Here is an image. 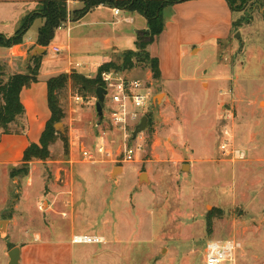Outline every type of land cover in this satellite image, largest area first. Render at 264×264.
I'll return each mask as SVG.
<instances>
[{"label": "rangeland", "instance_id": "1", "mask_svg": "<svg viewBox=\"0 0 264 264\" xmlns=\"http://www.w3.org/2000/svg\"><path fill=\"white\" fill-rule=\"evenodd\" d=\"M51 45L39 48L57 57L48 51ZM184 64L211 86L185 82L165 92L143 65L128 73L152 91L143 116L148 124L136 139L132 133L140 123L127 138L110 123V94L106 120L100 122L93 93L71 83L61 92L65 119L55 125H61L60 138L50 147V159L31 165L34 185L26 205L35 208L32 222L25 210H15L30 173L13 178L10 169L0 171V220L13 219L6 238L0 236V264L8 263L6 249L25 240L23 230L44 220L50 224L42 202L36 205L45 200L42 195L59 184L83 181L81 168L92 172L105 166L119 170L103 189L106 196L89 203L105 219L90 222L105 243L78 245L76 264H204L207 243L218 240L241 244L237 264H264V17L253 13L228 41L188 55ZM76 94L85 102L75 103ZM101 142L113 156L83 157V150ZM126 145L138 149L130 163L120 154ZM223 145L245 158L225 155ZM100 174L94 181L100 182Z\"/></svg>", "mask_w": 264, "mask_h": 264}, {"label": "crops", "instance_id": "2", "mask_svg": "<svg viewBox=\"0 0 264 264\" xmlns=\"http://www.w3.org/2000/svg\"><path fill=\"white\" fill-rule=\"evenodd\" d=\"M44 1L48 0H0V35L13 37L27 18L38 11ZM53 1H65L70 16L74 11L81 10L86 0ZM116 9L119 10L118 14L115 13ZM257 13L263 16L262 11ZM242 15L243 13L234 14L226 0H187L167 10L163 32L148 46L150 56L159 62L160 78L155 80L157 86L165 92H172L173 87L184 86L185 82H190L191 86L200 84L203 88L205 84L211 86V83L196 78L194 71L187 68L184 60L188 55H198L204 47L220 45L228 41L236 32L233 29V22ZM44 24L45 18H35L21 45L0 48V62L8 66L10 75L27 72L29 57L39 48L37 38ZM147 30H149L147 20L140 14L106 5L94 8L75 23H72L69 17L58 29L52 42L53 45L64 47L65 51L57 57L45 53L41 60L38 82L21 92V101L26 109L23 120L26 127L24 133L6 135L0 131V171L10 169L11 175L13 169L22 165L25 150L31 144H39L41 135L51 118L48 105L50 79L71 72L89 79L96 78L103 65L117 61L127 51H136L138 39L150 34H143ZM76 64L80 66L77 68ZM138 69L141 71L140 67ZM134 70L135 68L126 71L127 73H120L129 78L128 73ZM147 74L148 78H153L150 70ZM99 144L94 145L91 150ZM98 156L96 153L95 158ZM31 165L32 163H30L27 185L15 208L17 212L25 210L29 220L31 213L35 211V208H28L26 205L31 193L30 188L34 185L35 169L31 168ZM84 169H87V172ZM115 169L108 170L105 166L91 172L88 168H81L80 174L83 178L86 177L83 181L59 184L58 188H53V193L42 195L45 196V200L39 201L36 205L38 207L42 202L40 210H43L45 215H50L51 222L47 224L44 220V225L22 231L25 240L14 246L20 248L19 264H76L79 260L78 245H75L72 239L78 234L101 236L95 234L97 231L92 230L95 228H92L90 222H103L105 219L100 218L97 208H91L89 203H96L95 198L106 196L103 189L109 188L112 181L111 174ZM121 170L124 172V168ZM97 173H102L97 177L100 182L94 181ZM99 190L102 191L101 194ZM83 201L87 204H83ZM78 202H81V208L77 207ZM6 220L9 221L8 233L13 219ZM14 247L5 248L7 264H9V252Z\"/></svg>", "mask_w": 264, "mask_h": 264}, {"label": "trees", "instance_id": "3", "mask_svg": "<svg viewBox=\"0 0 264 264\" xmlns=\"http://www.w3.org/2000/svg\"><path fill=\"white\" fill-rule=\"evenodd\" d=\"M187 0H86L81 10L74 11L70 16L65 1L48 0L40 4L38 11L27 18L23 26L13 37L0 35V48H12L21 45L24 36L30 29L32 22L37 17L45 18V24L39 30L37 45L48 47L55 39L58 29L68 20L72 23L83 19L94 8L106 5L143 16L148 23L150 34L140 37L136 43V51H127L120 56V62H111L103 65L96 78L89 79L81 74H62L48 81V105L51 118L41 135L39 144H31L24 152L22 165L11 171V176H27L29 165L34 161H46L50 159V147L60 138L55 125L65 119V112L60 104V94L69 84L78 88L82 93H93L104 87L101 74L106 71L126 72L138 65L148 68L154 80L160 78L159 62L150 56L148 46L155 37L159 36L166 22V11L177 3ZM231 11L243 13L242 17L233 22V29L249 24L253 13L262 11L264 17V0H226ZM150 38V40H149ZM43 55L30 56L27 72L24 74H12L8 72V66L0 62V131L3 134H23L26 127L23 122L26 109L21 101V92L38 82ZM73 74V73H72ZM16 125V126H15ZM16 128L13 130V128ZM20 130V131H19ZM66 149L68 148L67 137H62Z\"/></svg>", "mask_w": 264, "mask_h": 264}, {"label": "built area", "instance_id": "4", "mask_svg": "<svg viewBox=\"0 0 264 264\" xmlns=\"http://www.w3.org/2000/svg\"><path fill=\"white\" fill-rule=\"evenodd\" d=\"M115 13L118 14L119 10L116 9ZM48 51L59 56L65 51V48L60 45H51ZM79 66V64H76L77 68ZM101 79L105 85L104 88L107 90L106 98L109 94L111 96L108 109L110 122L127 138L128 131L140 123L145 109L150 106L149 98L151 99L152 91L147 83H141L138 80L131 81L123 73L113 70L103 72ZM73 99L75 103L85 102V99L78 94ZM227 145L222 146L225 155L231 154L238 160L245 158L244 152L236 149L227 150ZM137 150L126 145L123 153L120 154H124L125 161L130 163L135 160ZM96 153L103 157L113 156L112 149L107 148L105 142H101L92 150L82 151L83 157L89 160H94ZM72 242L75 245H100L105 243V239L99 235L78 234L73 237ZM241 248V244L235 240L209 241L205 248L204 264H237V257Z\"/></svg>", "mask_w": 264, "mask_h": 264}, {"label": "water", "instance_id": "5", "mask_svg": "<svg viewBox=\"0 0 264 264\" xmlns=\"http://www.w3.org/2000/svg\"><path fill=\"white\" fill-rule=\"evenodd\" d=\"M150 31L147 30L145 32H143V34H149ZM46 53L45 49H41L38 48L36 49V51L33 53L32 56H37V55H44ZM106 95H107V90L104 87H100L97 90L96 93V97H97V102L95 105V109H96V113L100 119V122H104L106 120V115L104 113V108L106 106ZM148 124V117H143L140 124L135 128V130L132 133V137L133 139H136L137 136L144 132L146 130ZM61 125L58 124L56 126V130H59V127ZM187 167L186 165L183 167V170H185ZM119 170L118 168H116L113 171V175L116 173V171ZM9 221H1L0 222V236L2 238H6L7 236V227H8ZM20 261V248L19 247H14L13 249H11V251L9 252V264H19Z\"/></svg>", "mask_w": 264, "mask_h": 264}]
</instances>
